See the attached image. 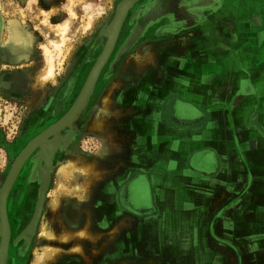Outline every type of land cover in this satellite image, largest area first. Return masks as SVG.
<instances>
[{"label": "rangeland", "instance_id": "374dc122", "mask_svg": "<svg viewBox=\"0 0 264 264\" xmlns=\"http://www.w3.org/2000/svg\"><path fill=\"white\" fill-rule=\"evenodd\" d=\"M122 1L0 0V190L30 140L57 123L79 99L107 45ZM48 67H52L51 74H46ZM261 68L264 0H137L130 5L115 45L86 103L74 114L75 120L37 147L14 180L7 203L10 237L3 264L73 260L117 264L116 252L108 246L121 231L114 221L105 225L100 219L102 174L98 166L93 175L75 172L68 177L61 175L60 167L70 162L80 166L81 159L75 155L99 165L104 156L115 154L114 137L129 141L132 134L119 128L128 130L133 119L139 118L130 109L137 101L136 92L142 87L145 91L149 79H165L168 86V72L176 74L170 80L172 89L181 85L208 108L220 107L209 114L224 119L233 137L248 140L251 149L256 139L249 137L256 135L264 150L259 141L264 140V129L256 122L260 117L264 125V72L263 77L256 76ZM174 111L159 108L156 113L168 118ZM243 154L248 155L240 149V164L264 163L252 162ZM61 183L85 186L84 192L68 194L59 189ZM42 193V212L28 237L24 230ZM87 223L89 232L97 234L94 239H61ZM42 224L55 234V240L41 232ZM218 239L225 247L233 244L226 236ZM76 246L80 249L74 251ZM47 247L59 248L53 258L48 257ZM219 255L226 260L225 252ZM235 264H243L236 246Z\"/></svg>", "mask_w": 264, "mask_h": 264}, {"label": "crops", "instance_id": "0c3cea01", "mask_svg": "<svg viewBox=\"0 0 264 264\" xmlns=\"http://www.w3.org/2000/svg\"><path fill=\"white\" fill-rule=\"evenodd\" d=\"M261 71L264 68L256 76ZM165 75L168 86L165 79L153 78L148 80L145 91L142 87L136 92L137 101L130 109L139 118L133 119L130 129L119 128L122 133L131 131L130 140L114 137L115 154L104 156L99 165L89 162L92 175L97 166L102 174L98 193L100 219L106 221L105 225L114 221L121 231L119 239L108 246L116 252V263L235 264L236 246L243 264H264V163L240 164L239 158L243 149L248 160L264 162V150L259 148L257 136L249 137L256 139V146L251 149L248 140L233 137L224 119L209 114L220 107L208 108L181 85L172 89L170 80L176 74ZM173 100L190 108L172 106ZM159 108L177 109L180 115L161 118L156 113ZM261 121L256 120L264 129ZM124 123L129 126V122ZM98 127L102 130L103 123ZM117 128H113L115 136L119 135ZM259 141L264 143L263 139ZM206 154H213V168L202 165ZM110 160L112 163H107ZM124 186L127 191L119 197L118 190ZM69 188L68 194L84 192L85 186ZM178 209L180 214L176 213ZM190 209L198 212L190 214ZM88 224L69 231L61 239H94L97 234L89 232ZM219 236H226L234 245H220ZM79 249L76 246L74 251ZM58 250L52 248L53 256ZM224 252L225 261L219 255Z\"/></svg>", "mask_w": 264, "mask_h": 264}, {"label": "water", "instance_id": "95a60500", "mask_svg": "<svg viewBox=\"0 0 264 264\" xmlns=\"http://www.w3.org/2000/svg\"><path fill=\"white\" fill-rule=\"evenodd\" d=\"M137 0H123L116 11V16L113 21V24L110 27V33H109V39L107 42V45L102 52V55L100 59L97 61V63L94 65L87 82L85 84V87L83 88V91L80 94L79 99L74 103L71 108L68 110V112L54 125L50 126L48 129H46L44 132L36 136L33 140H31L27 146L20 152L18 157L16 158L15 162L12 165V168L10 170V173L8 177L6 178L5 183L3 184L1 190H0V226L2 227L3 234H2V242L0 246V264L4 263L7 249H8V242L10 237V226H9V220H8V212H7V203H8V197L10 190L12 188V185L14 183L15 178L17 177V174L19 170L21 169L23 163L28 158V156L39 146L43 145L45 141L50 137L51 135H54V133L60 129L61 127H64L66 123L70 122L72 124L74 119V114L79 110L80 107H83L86 103V100L88 99V94L93 90L94 85L98 79V76L100 74L101 69L103 68L104 64L106 63L114 45L116 42V39L118 37L119 31L121 29L122 23L124 21V16L126 9L135 3ZM87 96V97H86ZM85 101V102H84ZM83 105V106H82ZM48 161V160H46ZM43 199L44 194L42 193L40 195V198L38 200L36 210L34 212V215L29 222L28 226L24 230V233L26 236L29 237V235L33 234L34 231L29 230V228L33 227L35 228L41 212H42V206H43ZM0 227V228H1Z\"/></svg>", "mask_w": 264, "mask_h": 264}, {"label": "bare ground", "instance_id": "6f19581e", "mask_svg": "<svg viewBox=\"0 0 264 264\" xmlns=\"http://www.w3.org/2000/svg\"><path fill=\"white\" fill-rule=\"evenodd\" d=\"M208 61V60H207ZM52 73V67H48L47 69H46V74H51ZM44 75V74H43ZM222 87V86H221ZM87 97V96H86ZM81 108V107H80ZM89 108V107H88ZM81 116V115H80ZM96 128H97V126H96ZM31 141V140H30ZM60 141V140H59ZM62 141V140H61ZM82 153H83V151H82ZM61 155V154H60ZM51 157V156H50ZM75 157H77V158H79V159H81V164H80V166H78L75 162H70V163H66V164H64V165H62L61 167H60V169H59V171H60V173H61V175L62 176H65V177H68V176H72V175H74V173L75 172H82V173H86V172H90V170H91V168H92V166H90V164H89V162L87 161V159L85 158V157H83V155H80V156H77V155H75ZM54 161V160H53ZM92 164V163H91ZM45 169H47V173H48V165H45V168H44V171H45ZM46 173V172H45ZM80 175V174H79ZM79 187V186H78ZM59 189L60 190H62V191H71V189L68 187V185L67 184H65V183H61V185H59ZM78 189V188H77ZM37 190V189H36ZM32 192L34 193V191H33V189H32ZM31 192L29 191V194H30ZM37 193V192H36ZM78 194V193H77ZM31 196L33 195V194H30ZM34 196H35V194H34ZM29 198H30V196H29ZM31 205V204H30ZM7 212H8V206H7ZM8 220H9V216H8ZM10 226V225H9ZM37 226V225H36ZM36 226H35V228H36ZM35 228H34V226L33 227H31V228H29V230H32V231H34L35 230ZM40 230H41V232L42 233H45V235L48 237V238H51V239H53L54 238V234L52 233V232H50V231H48L47 229H46V227L42 224L41 226H40ZM2 234H3V230H2V227H1V242H2ZM89 234V233H88ZM0 246H1V244H0ZM9 246V245H8ZM55 248V247H54ZM56 249V248H55ZM46 253H47V255H48V257H51V258H53V255H52V248L51 247H47L46 248Z\"/></svg>", "mask_w": 264, "mask_h": 264}, {"label": "flooded vegetation", "instance_id": "af4514ba", "mask_svg": "<svg viewBox=\"0 0 264 264\" xmlns=\"http://www.w3.org/2000/svg\"><path fill=\"white\" fill-rule=\"evenodd\" d=\"M172 106H173V104H172ZM176 106L177 107H182V108H180V109H183V110H185V109H187V108H190V106L189 105H187L186 103H184V102H181V101H177V103H176ZM179 109V108H178ZM169 110H171V108H169ZM180 110L179 111H177V109H175V111H174V113H173V115L171 114L170 115V118H173L174 116L175 117H178L179 115H180ZM263 113H264V107L262 108V119H263ZM258 118V117H257ZM260 118V117H259ZM260 120H261V118H260ZM215 164V166H216V163H215V158H214V156H213V154H206L204 157H203V163H202V165H204V168H207V167H212L213 168V165ZM201 165V166H202ZM201 166H196V168L197 169H203ZM204 170V169H203ZM126 186H124L122 189H120L119 190V197H121L122 195L124 196L125 195V193H126ZM147 196L149 197V196H151V191L150 192H148L147 193Z\"/></svg>", "mask_w": 264, "mask_h": 264}]
</instances>
